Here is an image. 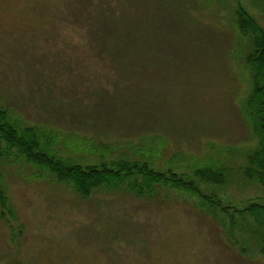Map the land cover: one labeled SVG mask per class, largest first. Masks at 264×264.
<instances>
[{"label": "rangeland", "instance_id": "1", "mask_svg": "<svg viewBox=\"0 0 264 264\" xmlns=\"http://www.w3.org/2000/svg\"><path fill=\"white\" fill-rule=\"evenodd\" d=\"M261 4L0 0V104L34 152L66 163L226 167L221 186L199 187L239 209L264 186L244 172L259 137L244 113L250 44L234 14L241 6L264 26ZM5 153L1 141L0 264H264L249 232L237 248L185 192L82 197L20 147Z\"/></svg>", "mask_w": 264, "mask_h": 264}, {"label": "trees", "instance_id": "2", "mask_svg": "<svg viewBox=\"0 0 264 264\" xmlns=\"http://www.w3.org/2000/svg\"><path fill=\"white\" fill-rule=\"evenodd\" d=\"M262 11L264 13V3ZM236 24L241 33L251 42L246 62L250 67L253 86L246 102V108L260 135L258 146L246 155L248 162L246 170L250 177L256 178L264 185V27L241 7L236 10ZM19 130H21L19 123L10 117L7 110L0 107V144L1 141L5 142L6 156L9 158L13 149H17V146L20 147L27 158L38 159L46 163L49 172L57 180L71 183L82 196L89 195L94 188L101 185L122 186L125 180L130 178L127 187L138 195L150 196L155 193L158 186L196 193L194 195L204 199L205 203L213 204L209 213L226 227L229 238L235 242L236 246L241 245L243 233L249 232V235L256 239L261 251L264 252V199L250 201L243 209H236L229 205H223L219 199L204 196L200 192L196 180L221 184L223 176H225L221 169L205 167L195 171L194 176L190 177L184 173H176L171 169L159 171L137 162H118L115 164V168L84 167L34 152L35 143L33 145L25 143L18 134ZM0 188L6 193L1 180ZM5 203L7 200L0 197L1 208ZM2 216L5 217L4 212H2Z\"/></svg>", "mask_w": 264, "mask_h": 264}]
</instances>
